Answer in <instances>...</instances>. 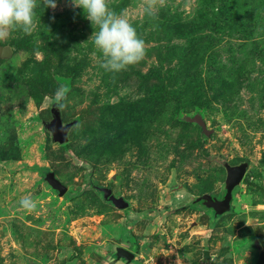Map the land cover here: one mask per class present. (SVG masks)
<instances>
[{
  "label": "rangeland",
  "instance_id": "rangeland-1",
  "mask_svg": "<svg viewBox=\"0 0 264 264\" xmlns=\"http://www.w3.org/2000/svg\"><path fill=\"white\" fill-rule=\"evenodd\" d=\"M57 2L0 40V264H264V0H165L153 17L109 0L146 45L114 81L95 26ZM61 85L64 144L46 127ZM243 164L216 214L204 197Z\"/></svg>",
  "mask_w": 264,
  "mask_h": 264
},
{
  "label": "clouds",
  "instance_id": "clouds-1",
  "mask_svg": "<svg viewBox=\"0 0 264 264\" xmlns=\"http://www.w3.org/2000/svg\"><path fill=\"white\" fill-rule=\"evenodd\" d=\"M44 9L55 10L57 0H39ZM73 9L82 10L84 18L93 28L89 39L100 53V67L106 72L115 74L139 64L146 55L145 41L137 34L128 15L124 11L117 12L109 6V0H69ZM165 0H142L140 11L143 15L153 17ZM38 0H0V40L7 39L13 32L22 31L31 34L37 28L35 9ZM40 23V21H39ZM69 89L59 86L50 97L51 106L63 111L68 106ZM117 99L116 97L112 98ZM20 208L32 213L37 204L30 196L19 201Z\"/></svg>",
  "mask_w": 264,
  "mask_h": 264
},
{
  "label": "water",
  "instance_id": "water-1",
  "mask_svg": "<svg viewBox=\"0 0 264 264\" xmlns=\"http://www.w3.org/2000/svg\"><path fill=\"white\" fill-rule=\"evenodd\" d=\"M10 55V51L8 48L0 47V56L6 57ZM53 120L47 124V129L51 132L52 138L54 141L64 144L67 141V132L68 125L62 126V121L58 111H52ZM227 172V186L226 192L222 200L216 201L209 196L204 197L206 199L205 205L206 207L212 209L216 214H222L229 208V201L231 198V191L233 188L238 185L244 176L246 166L240 165L236 167H228L226 166ZM52 186L57 189L60 193L65 192V188L61 186L60 183L56 181L51 182ZM113 203L117 208L123 209L127 205L121 199H112ZM118 256H122L130 262L133 258V255L125 250H118Z\"/></svg>",
  "mask_w": 264,
  "mask_h": 264
},
{
  "label": "trees",
  "instance_id": "trees-1",
  "mask_svg": "<svg viewBox=\"0 0 264 264\" xmlns=\"http://www.w3.org/2000/svg\"><path fill=\"white\" fill-rule=\"evenodd\" d=\"M100 192H103L102 190Z\"/></svg>",
  "mask_w": 264,
  "mask_h": 264
}]
</instances>
